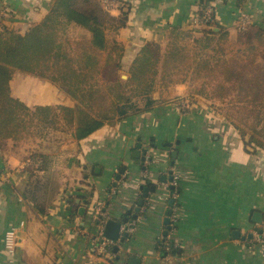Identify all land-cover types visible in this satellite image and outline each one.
Segmentation results:
<instances>
[{
    "label": "crops",
    "instance_id": "1",
    "mask_svg": "<svg viewBox=\"0 0 264 264\" xmlns=\"http://www.w3.org/2000/svg\"><path fill=\"white\" fill-rule=\"evenodd\" d=\"M53 2L0 0V9L9 10L0 25L24 33ZM122 2L112 15L121 17L122 7L125 23L116 31L104 29L108 43L118 46L113 56L121 53L119 77L121 72L128 77L142 45L153 42L164 49L171 28H191L203 3L213 4L214 26L228 31L230 41L241 31L236 25L239 14L247 18L243 30H264V0ZM82 36H89L87 29L73 22L66 25L63 38ZM70 50L72 58L80 57L77 49ZM9 88L11 96L30 108L74 105L59 86L18 70ZM189 90L188 81L174 84L157 101L156 89L155 102L147 109L145 99L135 97L133 106L140 111L104 122L81 139L59 132L54 149L18 150V142L6 141L0 147V264H133L131 258L137 259L135 264H264V242L253 235L264 225V152L247 149L236 128L208 110L210 100L185 98ZM36 152L44 161L39 169L31 157ZM174 174L179 191L172 197L168 178ZM151 185L154 189L133 218L142 187ZM101 203L108 219L129 217L132 228L127 236L120 228V237H126L99 257L94 256L92 238L99 230L96 208ZM255 213L259 222L253 219ZM13 226L18 228L17 244L8 253L4 233ZM165 231L173 247L169 254L157 247Z\"/></svg>",
    "mask_w": 264,
    "mask_h": 264
},
{
    "label": "trees",
    "instance_id": "2",
    "mask_svg": "<svg viewBox=\"0 0 264 264\" xmlns=\"http://www.w3.org/2000/svg\"><path fill=\"white\" fill-rule=\"evenodd\" d=\"M75 1L54 0L49 12L24 33L0 25V147L8 140L41 136L47 128L81 139L104 122L140 111L134 108L133 98H144L147 109L155 102L156 89L158 101L165 99V89L188 81L190 96L199 95L211 103L237 93L244 104L231 123L242 138L248 129L253 151L264 152V30L246 28L230 41L222 28L173 27L164 49L153 42L140 47L123 81L117 73L121 53L113 56L118 46L108 43L104 34L107 18L99 8H83ZM120 11L119 25H123L127 12L122 7ZM72 22L87 29L89 36L63 38L66 25ZM248 34L252 38L246 40ZM66 46L77 49L80 57H70L62 50ZM16 70L59 86L74 105L26 106L10 94L9 81ZM249 115L256 118L253 123ZM36 153L31 157H35L33 167L39 169L44 161ZM163 244L161 239L157 247L166 254Z\"/></svg>",
    "mask_w": 264,
    "mask_h": 264
},
{
    "label": "built area",
    "instance_id": "3",
    "mask_svg": "<svg viewBox=\"0 0 264 264\" xmlns=\"http://www.w3.org/2000/svg\"><path fill=\"white\" fill-rule=\"evenodd\" d=\"M102 8L106 11H111L112 9H116L123 3L122 0H99ZM8 9L6 7H1L0 9V17L8 16ZM215 21V15H214V7L213 4H207L203 7V10L199 13H196L192 19H191V28L196 30L201 28L203 25H207L210 22ZM236 25L239 30H243L247 25V18L244 14H239L236 20ZM184 106V105H183ZM170 185L174 187V191L171 193L172 197H175L177 192L176 188L178 187V181H177V175L174 174L172 177V181L170 182ZM115 186H112L110 188V193L115 192ZM96 219L98 221L99 230L97 234L92 238L93 242V251L94 256H106L110 250V247L113 244H116V240H111L104 236L103 234V228L105 222L108 220L107 217V209L104 203L99 204V206L96 208ZM131 223L127 222L125 223V226L121 227L122 232L127 236L131 231ZM260 230V231H259ZM17 227H9L5 233H4V246L8 253H12L15 250L16 244H17ZM255 240L257 242L263 243L264 242V225L259 227L256 231L253 233ZM163 240V249L165 250L166 254L170 253L171 250V244L168 238V235L161 237Z\"/></svg>",
    "mask_w": 264,
    "mask_h": 264
},
{
    "label": "rangeland",
    "instance_id": "4",
    "mask_svg": "<svg viewBox=\"0 0 264 264\" xmlns=\"http://www.w3.org/2000/svg\"><path fill=\"white\" fill-rule=\"evenodd\" d=\"M59 1L64 2L65 0H59ZM75 3L78 4L80 7H83V8L84 7H86V8L93 7L96 9L99 8L100 11H98V12L103 14L107 18V19H105V21H106L105 24L107 27H109V29H111L110 31H116L117 28L120 27L119 26V18L120 17H115L112 15L113 9L111 11L110 10L109 11L104 10V8H102L99 0H76ZM121 6L123 7L124 4L122 3ZM4 18H8L7 15L4 16ZM69 32H71V30H69ZM242 38H243V36H242ZM244 38L246 40L250 39V38H252V35L248 34ZM62 50L64 52H66L69 56L75 57V54H73L72 50H70V47L69 48L67 46L65 48L63 47ZM19 72H21V71H19ZM229 95L231 97L228 96L226 99L219 100L217 103H211V101H209V103H207V104H208V106L211 107L210 109H208V110H210V112H212L213 114H217L218 116L223 117L225 120H227L229 123H231V121L235 119V116H238V113L242 111V109H240V106H243L244 102L242 100L239 101L237 93H232V94L229 93ZM185 98L194 99V97L190 96L189 94L186 95ZM180 103H181V100H180ZM182 106H183V108H186L185 103H182ZM255 120H256V118L253 115H249L248 121H250V123L251 122L253 123ZM263 124H264V121L261 123V125H263ZM258 129H259V127H258ZM245 131H247V133H245V135L243 136V141L245 143V146L248 145V149L253 151L254 147L249 143L250 131L248 129H245ZM262 134H264V132ZM262 134H258V137L261 138ZM239 135L241 136L240 133H239ZM59 137H61V135H60L58 130L47 128V131L46 130L43 131L41 136L39 135V136H36L35 138H28L25 140H20L18 142V145H17L18 150H21L23 148H32L35 150L44 149V148H48V149L53 148L54 149L57 146V142H58L57 139ZM244 137H246V139H247L246 141L244 140ZM21 143L24 145H20ZM258 150H260V148ZM37 162H39V161H37ZM35 180L37 182L38 178H35ZM47 185L49 186V183ZM51 186H52V184H51ZM46 188H47V186H46Z\"/></svg>",
    "mask_w": 264,
    "mask_h": 264
},
{
    "label": "water",
    "instance_id": "5",
    "mask_svg": "<svg viewBox=\"0 0 264 264\" xmlns=\"http://www.w3.org/2000/svg\"><path fill=\"white\" fill-rule=\"evenodd\" d=\"M202 28H205V29H208V30H211V31H218V29H219L218 27H216L214 25H210V24L203 25ZM121 77H126V78L122 79ZM120 78L122 80H126L127 79V74L121 72L120 73ZM61 96H63V94H61ZM244 140L245 141L247 140L246 137H244ZM138 147H140V144H138ZM246 148L248 149V145H246ZM134 155L137 156V153L134 152ZM172 155H174V152L172 153ZM141 160L142 161L145 160V153L141 156ZM123 170H124V168H121L120 172H122ZM116 178H118V175L116 176ZM162 179H165V178H162ZM168 180L172 181V176H169ZM153 189H154L153 185H151L149 187H142V191H143L142 192V196H141V198L138 199L137 205L134 207V214L132 215L133 218H135L136 214L139 212L141 206L143 205V202H144L145 198L148 195L149 190H153ZM172 201H173V199H170V205H171ZM253 219L255 221L259 222L260 221V214L259 213H255ZM128 221H129V217H123L120 221L113 220V219H108L105 222L104 228H103L104 236L109 238V239H111V240H118V239L122 240L123 236L120 237V228H121V225L123 223H127ZM164 222L167 223L168 219H165ZM167 228H169V225L167 226ZM164 235H166V231L164 232ZM237 235H238L237 231L233 232V236L234 237H237ZM116 250H117V246H114L113 247V251L115 252ZM130 261L133 264H135V262H137V259L136 258H131Z\"/></svg>",
    "mask_w": 264,
    "mask_h": 264
},
{
    "label": "clouds",
    "instance_id": "6",
    "mask_svg": "<svg viewBox=\"0 0 264 264\" xmlns=\"http://www.w3.org/2000/svg\"><path fill=\"white\" fill-rule=\"evenodd\" d=\"M122 79L126 78V77H121Z\"/></svg>",
    "mask_w": 264,
    "mask_h": 264
}]
</instances>
